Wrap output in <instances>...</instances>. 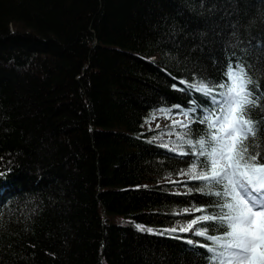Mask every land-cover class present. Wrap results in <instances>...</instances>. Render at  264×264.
<instances>
[{
	"label": "trees",
	"instance_id": "16d2710c",
	"mask_svg": "<svg viewBox=\"0 0 264 264\" xmlns=\"http://www.w3.org/2000/svg\"><path fill=\"white\" fill-rule=\"evenodd\" d=\"M229 63L264 94V0H0V264H206L216 197L148 125Z\"/></svg>",
	"mask_w": 264,
	"mask_h": 264
},
{
	"label": "snow or ice",
	"instance_id": "6c2138e0",
	"mask_svg": "<svg viewBox=\"0 0 264 264\" xmlns=\"http://www.w3.org/2000/svg\"><path fill=\"white\" fill-rule=\"evenodd\" d=\"M224 76L226 79L220 84L181 81L186 89L180 90L198 92L210 105L202 107L193 99L186 110L175 106L188 118L187 123L172 122L185 129L179 138L191 150L180 154L195 158L188 171L181 175L200 181L201 187L197 190L216 197L218 211L196 217L180 231H190L201 222L218 225L219 235H210L206 227L197 228L194 233L210 242V246L199 245L209 253L206 264H264V142L258 135L264 121H255L249 115L252 108L264 110V94H256L254 89L259 84L252 80L243 64L229 63ZM198 108L203 115L193 119L191 114ZM161 111L171 113L172 110ZM193 123L206 126L204 134L195 139L191 138Z\"/></svg>",
	"mask_w": 264,
	"mask_h": 264
},
{
	"label": "rangeland",
	"instance_id": "374dc122",
	"mask_svg": "<svg viewBox=\"0 0 264 264\" xmlns=\"http://www.w3.org/2000/svg\"><path fill=\"white\" fill-rule=\"evenodd\" d=\"M177 118H174L172 115H165L164 112L157 111L151 118V122L148 125V128L155 129L160 128L162 129L159 134V140L162 142V144L170 145L174 149L181 151L180 148V138L181 135L176 127L177 125H173L174 120L183 121L186 122L188 119L184 116H176ZM171 121V122H170ZM189 179L186 175H179L177 176L174 181H183ZM181 190H176V192H179ZM189 223H185L186 227ZM192 231V230H190Z\"/></svg>",
	"mask_w": 264,
	"mask_h": 264
},
{
	"label": "bare ground",
	"instance_id": "6f19581e",
	"mask_svg": "<svg viewBox=\"0 0 264 264\" xmlns=\"http://www.w3.org/2000/svg\"><path fill=\"white\" fill-rule=\"evenodd\" d=\"M151 122V121H150Z\"/></svg>",
	"mask_w": 264,
	"mask_h": 264
}]
</instances>
